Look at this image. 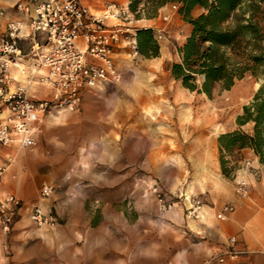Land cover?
I'll return each mask as SVG.
<instances>
[{
  "label": "rangeland",
  "instance_id": "rangeland-1",
  "mask_svg": "<svg viewBox=\"0 0 264 264\" xmlns=\"http://www.w3.org/2000/svg\"><path fill=\"white\" fill-rule=\"evenodd\" d=\"M136 8L134 19L158 20V10L146 0ZM172 20L176 29L166 27L156 57L133 56L128 45L113 56L120 81L91 96L81 133L71 119L57 129L68 149L66 183L52 185L46 199L37 191L34 206L55 222L28 226L43 233L49 246L38 264H195L200 238L187 226L184 195L203 204L207 220L199 226L211 225L221 205L236 196L235 179L251 172L243 162L246 153H219L217 139L237 129L236 118L259 83L247 76L228 91L215 88L211 97L185 89L170 68L179 63L187 28L175 15ZM156 58L161 59L154 67Z\"/></svg>",
  "mask_w": 264,
  "mask_h": 264
},
{
  "label": "built area",
  "instance_id": "built-area-1",
  "mask_svg": "<svg viewBox=\"0 0 264 264\" xmlns=\"http://www.w3.org/2000/svg\"><path fill=\"white\" fill-rule=\"evenodd\" d=\"M166 7L168 12L162 11L163 7L158 9L162 26L152 30L156 42L167 39L166 27L171 23V14H178L180 4L170 3ZM14 10L23 20H9L0 33V148L31 150L46 116L77 112L85 91L111 87L120 81L113 56L122 42L127 43L133 56L137 55L132 28L126 24L137 12L109 3L101 12L92 13L81 0H24L16 3ZM27 39L31 46L24 54L19 43ZM24 60L29 61V67H19ZM14 68L23 77V84L12 77ZM32 85L47 88L50 95L43 99L29 97L27 89ZM248 167L245 162V168ZM4 171L2 163L0 179ZM53 190L52 185H43L39 198L50 197ZM234 193L239 198L248 196V184L243 178L235 179ZM183 199L187 218L203 219L201 200L192 195H184ZM19 205L16 196L0 191L2 234L10 232ZM232 212V205L223 204L214 217L225 221ZM30 219L37 227L55 225L39 206L31 209ZM234 243V238L228 239L224 251L205 264H222L226 258H232Z\"/></svg>",
  "mask_w": 264,
  "mask_h": 264
},
{
  "label": "crops",
  "instance_id": "crops-1",
  "mask_svg": "<svg viewBox=\"0 0 264 264\" xmlns=\"http://www.w3.org/2000/svg\"><path fill=\"white\" fill-rule=\"evenodd\" d=\"M22 1L24 0H0V13H2L0 33L4 32L9 20H23V16L14 10L15 4ZM109 3H115L128 10L129 0H81V4L92 13L101 12ZM166 8L165 6L161 10L168 12ZM194 11L197 12L196 16L203 12L200 7H195L190 13L191 16ZM173 15L179 19L183 27L187 28L183 38L187 37L190 33V25L183 22L179 14L172 13L171 17ZM174 23L176 22L171 20L169 26ZM126 24L134 32L142 29L155 30L162 25L155 19L141 20L134 19V17L130 18ZM173 27L176 29L175 25ZM177 31L172 30V33L177 34ZM19 46L24 54H28L31 41L29 39L22 40ZM125 46L127 43L122 42L115 50L114 56L121 53L120 51ZM157 59H154L156 60L153 62L154 67L159 64ZM29 65V61L24 60L19 67H29ZM11 72L14 79L24 83L23 77L15 68ZM101 88L103 87L98 86L85 91L82 104L77 112H54L46 116L40 125L33 149L0 148V164L5 163L6 165V170L0 179V191L13 194L21 201L18 215L10 232L6 235L0 232V264H38L42 257H48L49 246L42 237L43 233L32 232L28 229V226L35 227L30 219V211L36 203L37 191L40 187L53 185L55 188H59L66 183L65 170L68 149L66 140L57 129L64 126L66 120L71 119L75 133H81L82 122L87 120L88 113L93 108L90 103L93 98L91 96L102 92ZM27 90L29 97L34 99H43L50 95L47 88L39 85H32ZM70 114L75 116L70 118ZM103 140L107 141L108 138L105 136ZM241 153H246L243 162H248L251 169L250 173L245 174L244 170L242 172L246 175L243 179L248 184V196L245 198L230 196L227 203H223L233 206L232 214L225 221L199 226L207 220V213H204L201 220L187 219L186 221L190 232L200 238L197 244L200 247L197 248L195 264H205L207 261H204L205 258L223 252L228 246L230 238L235 239L233 245L235 255L232 258H226L222 264H264V166L259 164L257 158L249 150L234 152L237 156H240ZM48 204L49 202H46L44 206ZM8 251L9 253H7Z\"/></svg>",
  "mask_w": 264,
  "mask_h": 264
},
{
  "label": "trees",
  "instance_id": "trees-1",
  "mask_svg": "<svg viewBox=\"0 0 264 264\" xmlns=\"http://www.w3.org/2000/svg\"><path fill=\"white\" fill-rule=\"evenodd\" d=\"M137 12L141 0H130ZM174 1L179 15L191 30L178 49L179 63L171 76L193 92L211 97L215 88L228 91L236 81L249 77L259 87L236 118L237 129L217 139L218 151L225 155L249 150L264 166V0H146L157 11ZM200 7L196 18L191 11ZM136 51L143 57H156L158 45L151 29L135 34ZM199 83L197 84V80ZM249 126L246 131L243 127ZM225 161L220 160L222 174Z\"/></svg>",
  "mask_w": 264,
  "mask_h": 264
},
{
  "label": "bare ground",
  "instance_id": "bare-ground-1",
  "mask_svg": "<svg viewBox=\"0 0 264 264\" xmlns=\"http://www.w3.org/2000/svg\"><path fill=\"white\" fill-rule=\"evenodd\" d=\"M161 58H158L157 61H159ZM153 61H156V60H153ZM157 93H159V91H156Z\"/></svg>",
  "mask_w": 264,
  "mask_h": 264
}]
</instances>
